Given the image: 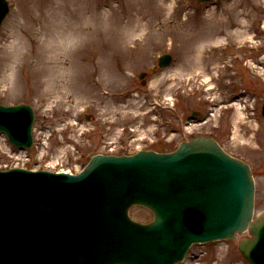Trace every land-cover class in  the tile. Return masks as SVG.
<instances>
[{
  "label": "rangeland",
  "instance_id": "374dc122",
  "mask_svg": "<svg viewBox=\"0 0 264 264\" xmlns=\"http://www.w3.org/2000/svg\"><path fill=\"white\" fill-rule=\"evenodd\" d=\"M7 1L10 10L0 30V103L23 102L33 107L36 146L28 155L35 158L43 152L58 168L74 164V155L90 154L91 143L105 137L106 130L112 135L113 130L99 124L101 119L119 115L113 127L119 131L122 124L133 126L143 117L144 114L138 118L135 115L146 111L148 97L155 92L164 97L177 85L215 81L221 71L219 61L234 52L229 49L220 54L212 49L221 40L232 37L236 43L253 38L261 42L264 35V0H218L209 8L194 0L189 4L183 0ZM166 52L172 55L178 69L171 66L141 86L137 80L140 68ZM247 57L252 60L250 66L239 61L231 75V71H225V77L236 82L237 90L256 92L262 103L264 53ZM240 75L246 80L242 81ZM158 83L157 88L150 86ZM124 87L132 91L125 101L105 94ZM229 87L226 84L223 91ZM80 108H87L89 118L80 114ZM215 117L214 123L220 128L213 135L226 151L246 160L255 170L256 211H261L264 118L248 119L240 110ZM95 124L101 129L99 135L78 146L83 139L79 133ZM231 130L236 131L237 139L230 138ZM10 155L21 159L16 161ZM16 162L36 167L0 134V167L14 166ZM131 214L140 221L151 218L141 209L134 208ZM192 248L184 264H204L197 258L203 248ZM220 248L206 246L208 251L222 256L226 246Z\"/></svg>",
  "mask_w": 264,
  "mask_h": 264
},
{
  "label": "water",
  "instance_id": "95a60500",
  "mask_svg": "<svg viewBox=\"0 0 264 264\" xmlns=\"http://www.w3.org/2000/svg\"><path fill=\"white\" fill-rule=\"evenodd\" d=\"M30 111L0 107V130L14 144L30 142ZM250 182L247 166L207 139L166 157H95L78 177L0 173V264H174L219 217L220 236L249 226L255 239L240 249L264 264V216L248 225ZM134 204L154 221L130 220Z\"/></svg>",
  "mask_w": 264,
  "mask_h": 264
}]
</instances>
